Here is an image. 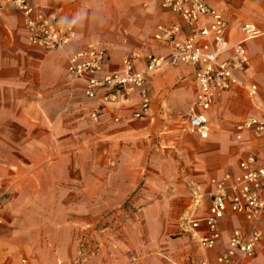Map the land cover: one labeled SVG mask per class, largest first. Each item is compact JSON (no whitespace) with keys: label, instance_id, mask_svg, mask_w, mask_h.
I'll use <instances>...</instances> for the list:
<instances>
[{"label":"crops","instance_id":"obj_1","mask_svg":"<svg viewBox=\"0 0 264 264\" xmlns=\"http://www.w3.org/2000/svg\"><path fill=\"white\" fill-rule=\"evenodd\" d=\"M27 1L45 14H54L59 20L73 25L76 38L63 50L46 51L28 42L18 11L9 9L2 15L0 188L6 198L0 212V224L15 216V202L38 201L43 194L67 195L61 200L72 202H106L111 199V190L104 181L94 179L83 189L80 187V123L86 122L80 120L77 112L80 105L75 99L73 83H77L84 96L83 82L69 75L67 59L91 42H100L106 51L102 72L120 69L123 58L132 51H139L143 56L152 53L166 57L171 49L154 38L157 27L181 23L177 14L160 7L157 0ZM205 1L227 21L226 38L229 43L244 38L240 30L244 24H252L258 31L257 35L244 41L249 56L247 67L234 73L237 82L216 97L207 112L211 129L209 137L212 136L216 142L219 140L212 152L216 157L228 153L226 135H229L233 151L238 154L235 166L217 169L219 173L212 176L221 178L225 173L237 172L241 158L262 149L261 143L251 136L243 135L238 139L231 129L234 123L247 116L264 118V0ZM184 30L187 31L186 27ZM136 66L143 67L144 60L137 61ZM146 85L151 95L149 114L142 119L132 117L138 106L135 93L132 102L126 106L115 107L104 103L103 125L90 128L88 133L89 153L95 154L97 146H103L105 153L119 154L126 142L137 143L150 133L159 135L160 140L162 132L172 130L170 122L173 118L165 109L172 112L179 106H185L182 119V129L185 130L186 113L195 91L191 66L180 62L164 64L148 74ZM251 87H254V92H251ZM84 98L88 117L89 111L98 106L99 101ZM114 116H118L119 120L115 121ZM97 139H100L98 144ZM107 162L109 158L105 157L99 168L108 165ZM209 181L202 193L212 188ZM81 191L85 192V199L80 198ZM209 204V198L203 206L197 204L196 211L197 208L200 210L194 211V216H204ZM92 213L95 216L96 211ZM236 226L246 229L249 224L237 215H227L221 221V238L217 246L208 251L210 259L227 246L230 230ZM178 229L182 235L179 237L198 248L196 242L182 232L181 225ZM11 233V230L8 232L0 227V264H19V257L23 254L16 259L15 252L21 240ZM25 254L35 264L43 263L32 252ZM198 256L169 260L171 264H189ZM61 260L59 256L53 258L55 264H60ZM238 264H264V240L251 258L241 259Z\"/></svg>","mask_w":264,"mask_h":264},{"label":"rangeland","instance_id":"obj_2","mask_svg":"<svg viewBox=\"0 0 264 264\" xmlns=\"http://www.w3.org/2000/svg\"><path fill=\"white\" fill-rule=\"evenodd\" d=\"M73 87L80 105L77 112L86 122L80 123V187L94 179L104 181L111 199L72 202L61 200L67 195L43 194L38 201L15 202V216L0 227L20 238L16 259L32 252L41 264H55L56 256L62 259L60 264H171L169 259L201 255L200 249L179 237L178 226L197 204H206L209 197L202 191L219 173L216 170L235 166L238 154L229 135L228 153L216 157L212 150L219 140L183 130L185 106H179L172 112L165 109L173 118L172 130L162 132L160 140L150 133L137 143L126 142L119 154L105 153L103 146L91 154L88 133L100 126L88 121L87 101L77 83ZM105 157L108 165L99 168ZM83 193L81 199L86 198Z\"/></svg>","mask_w":264,"mask_h":264},{"label":"built area","instance_id":"obj_3","mask_svg":"<svg viewBox=\"0 0 264 264\" xmlns=\"http://www.w3.org/2000/svg\"><path fill=\"white\" fill-rule=\"evenodd\" d=\"M157 1L160 7L181 19V23L158 26L154 35L160 44L169 46L170 55L163 57L149 53L143 56L139 51H132L123 58L120 69L102 72L106 51L100 42H91L68 57L67 72L83 82L87 99L99 101V105L89 111L88 119L93 125L102 126L103 104L126 106L132 102L134 93L138 106L132 117H146L151 108V95L146 85L148 74L164 64H187L192 68L195 91L184 128L200 138H207L211 133L207 112L216 97L237 82L234 73L247 67L249 56L244 41L257 35L258 31L252 24H244L240 27L244 38L229 43L227 21L205 0ZM9 9L21 14L26 38L33 46L46 51L63 50L76 38L73 25L59 20L54 14H45L27 0H1L0 27L2 15ZM141 59L144 66L139 68L136 62ZM114 120L118 121L119 117L114 116ZM231 133L238 139L243 135L251 136L261 143L262 149L241 158L237 172L210 178L212 188L207 192L210 199L207 213L194 216L196 205L181 225L182 232L202 251L196 261L189 264H238L241 259L251 258L264 240V118L247 116L233 124ZM5 198L0 188V212ZM227 215L242 217L249 227H233L227 246L210 259L207 253L217 246L221 238L220 223ZM19 264L35 263L29 255L21 254Z\"/></svg>","mask_w":264,"mask_h":264}]
</instances>
